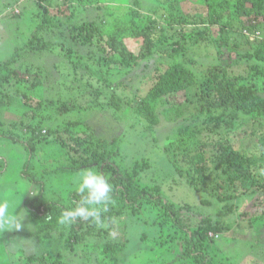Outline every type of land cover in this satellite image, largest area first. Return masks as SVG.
<instances>
[{
    "label": "trees",
    "instance_id": "16d2710c",
    "mask_svg": "<svg viewBox=\"0 0 264 264\" xmlns=\"http://www.w3.org/2000/svg\"><path fill=\"white\" fill-rule=\"evenodd\" d=\"M32 1L39 10L40 23L31 30L32 24L23 26V21L15 15L12 25L17 30L24 28L26 32L22 34L26 37L20 42L16 39L10 41L6 46L8 50L0 53V111L9 110L16 103L22 110L15 125L19 129L17 134L6 137L0 134V139L22 145L31 156L22 175L40 184L36 194L26 201L37 237L45 242L56 241L60 247H64L65 242L67 245L72 243L71 239L82 243L98 238L101 242V264H121V254L131 244L132 236L141 243L148 241L151 247L152 242L155 247H164L180 241L178 264H220L207 254L205 243L210 239V233L214 234L211 240H215L228 230V223L203 219L191 224L183 210L196 205L178 201V189L166 191L163 186L171 175L172 182L185 183L183 176L186 173L192 176L191 181L185 183L186 189L200 194L198 187L205 184L206 172L213 165L217 177L213 196L220 205L217 212L220 217H228L240 207L245 208L244 202L250 198L256 197L259 201L258 197L264 196V93L258 92L256 82L257 76L264 77V41H256L257 45L251 47L252 41L243 34L245 30L252 34L257 25L263 24L264 0H199L203 6L195 13L183 10L182 3L186 0H156L147 10H142L144 0H132V6L123 13L118 7L111 9L105 6V0ZM63 2L73 11L71 15L60 14ZM89 11L95 15L93 19L85 16ZM79 15L85 18H79ZM213 29L219 36L238 33L245 39V45H250L241 49L242 43L235 42L230 49L241 54V59L250 57L260 62L255 74L251 75L252 80L243 81L245 78L233 75L231 67L221 64L208 68L199 77L185 64L184 59L193 45L208 40L218 45ZM128 40L136 41L138 52L129 48ZM68 45L72 46L66 50L65 62L73 65L76 76L82 74L89 78L86 83L76 79L78 91L87 92L96 100L101 95L107 96L103 93V87L107 85L98 88L92 85L91 80L99 78L101 82L103 79L117 82L142 63L159 60L148 76L150 86L145 94L136 90L129 102L114 94L116 100L110 101L114 114L131 108L134 123L142 124L144 130L151 134L150 130L163 122L165 104H174L168 98L182 92L186 95L185 102L192 104L195 112L190 120L184 115L185 121L176 126L172 135L160 136L158 145L154 146L160 151L159 161L154 164L146 156L128 163L126 155H123L126 142L130 141L127 129L112 138H99L91 133V126L75 122L63 129L64 133H70V141L59 126L49 129L40 125V121L34 124L38 116L46 120L43 110L48 106L55 105V110L61 114L74 106V103L62 101L61 96L57 98L55 92L48 91L49 77L45 81L40 77L48 69L46 58L54 48L66 49ZM79 50L85 51L84 55L82 59L79 55L81 60L74 62L70 58L71 53ZM7 52L10 56L4 58ZM164 56L168 57L165 64L161 62ZM113 68L120 71L116 75H106ZM90 108L97 107L93 105ZM99 109L112 110L102 104ZM181 114L177 111L175 117ZM167 116L171 117L170 114ZM245 119L251 124L246 125ZM241 124L246 125L250 135L235 137L233 132ZM50 137L52 139L48 140ZM164 141L165 146L160 147ZM52 144L63 154L56 161V166L51 158L44 173L93 170L112 185V203L103 213V227L90 220H77L70 226L57 222L62 211L75 207L80 197L74 190L68 202L60 197H45L46 184L31 175L30 164L35 162L37 152H43L45 146ZM128 146L136 147V143L131 142ZM164 158L168 161L171 175L163 168ZM45 162L41 164L45 166ZM6 166V161L0 158V176ZM148 172L150 176H146ZM197 200V203L203 202L202 199ZM30 255L41 261H45L47 255L49 258L53 256ZM56 257L61 258L62 255L57 254ZM58 260L51 258L47 264H59Z\"/></svg>",
    "mask_w": 264,
    "mask_h": 264
},
{
    "label": "rangeland",
    "instance_id": "374dc122",
    "mask_svg": "<svg viewBox=\"0 0 264 264\" xmlns=\"http://www.w3.org/2000/svg\"><path fill=\"white\" fill-rule=\"evenodd\" d=\"M131 1L132 0H105L104 4L111 9H116V7H118L119 12L123 13L126 8L132 6ZM153 2H156V0L142 1V10L149 9V7L153 6ZM63 5L60 14L71 15L73 11L69 8L67 3L63 2ZM202 6L199 0H186L182 3V8L186 13L198 12ZM11 8L16 9L13 11ZM53 10L54 13H58L57 9ZM15 15H17L18 18L20 17L23 21V26L32 24L31 30L34 29L41 20L39 10L32 0H0V53L6 51V49L8 50L6 46L10 41L16 39L20 42L26 37V35L22 34V32H26L23 30L24 28L17 30L12 25L11 20L14 19ZM85 16L89 19L95 17L90 11ZM85 16L79 15V18H85ZM213 31H215L214 36L218 37L219 46L215 45L211 40L193 45L190 47L184 59L185 64L194 70L199 77H202L208 68L221 64L223 67H231L233 75L245 78V80L242 79L243 81L252 80L251 75L255 74L256 68H258L257 66H260V62L250 57L241 59V54L230 49L235 42L242 43L243 46L241 49L250 45H245V39L238 33L230 32L223 36H219L216 29H213ZM243 34L252 41L253 44L251 47H255V45H257L256 41L257 43L264 41V22L262 25L256 26L254 33L251 34L245 30ZM127 43L132 51L138 52L139 45L135 40H128ZM71 46L68 45L65 47L66 49L60 47L54 48L53 52L50 53V57L46 58L48 69L41 74L40 77L43 81L49 77L50 82L46 84L48 91L55 92L54 94H56L57 98L61 96L60 98L62 101L74 103V106L71 107L69 112L62 114L55 110V105L48 106L43 110L44 115L42 114L46 117V120L43 121L41 120V116H38V118L34 120V124L37 125L40 121V125H46L48 128L59 126L61 130H63L71 123L82 122L83 126L85 123L87 126H91V133L99 138H112L115 135H119V133L121 135L127 129L130 141L126 142L123 148V155L127 157L126 161L130 163L134 159H141L147 156L155 164L159 161V157H161L158 147L154 148L155 145H158L160 136L162 135V138H164V136L169 137L172 135L176 126L185 121L184 115L187 120H190L192 114L195 112L193 109L194 106L185 102L186 95L183 92L175 96H170L168 99L171 102L173 101L174 104L171 106L165 104L167 106L163 108V122L159 127L150 130L152 131L150 134L144 130L142 124L134 123L133 118H131V108H124L122 111L114 114V107L111 106L110 101L114 98V94H116L117 97H122L126 102L132 101L133 95L136 94V90H140V92L145 94L150 86V78H148V76L152 74L159 60H149L142 63L137 69L130 71L127 75L124 74L117 82H111L109 79H103L101 82L99 78L91 80L90 82L92 85L98 88L107 85L103 87V93L107 96L103 97V95H101V97L97 98L98 101L90 96L89 93L78 91L77 85L79 86V83L76 79H81V83H86L89 78L82 74L76 76L74 74L73 65L67 61L65 62L63 57H67L66 50ZM84 52L83 50L72 52L70 57L71 60L74 59V62L80 61ZM167 52L170 53V49H167ZM168 53L166 54L168 55ZM79 55H81V59H78ZM9 56L10 53L7 52L4 58H8ZM161 62L164 64L168 62V57L164 56L161 58ZM119 71L113 68L111 69V73H106V75H116ZM256 82L259 87L258 92L264 93V77L257 76ZM91 90L92 89L89 91ZM193 92L194 89L192 90V93ZM85 94L89 95L92 99L89 96L84 97ZM113 100H116V98ZM101 104L108 106L112 110L108 109L104 111L99 109ZM93 105L97 108H90L93 107ZM11 106L9 110L0 111V134H3L5 137L6 135L17 134L19 129L15 128V125L22 115V110H20L17 103L15 106L13 104ZM167 107H170L169 110H167ZM177 111L182 114L175 117V112ZM167 114H170L171 117L167 116ZM164 117L168 118L170 121ZM202 117L203 116H201V118ZM245 121L246 125L251 124V121L247 119H245ZM29 122L30 120L27 123ZM246 125L241 124L239 129L234 130L233 133L235 137L240 138L245 134L250 135V133H247L248 130L246 129ZM133 126L134 128L129 130ZM73 129L74 127L71 132H73ZM47 130H45V132ZM62 133H64V130ZM64 135L70 140V133L65 132ZM230 135L232 138V133ZM52 137L48 140L52 139ZM226 138H228L227 133ZM251 138L256 139L257 136H251ZM23 139L24 141L26 140V138ZM243 141L245 143L247 142L244 138ZM131 142L136 143V147L128 146ZM163 143L164 144L160 147L165 146V141ZM61 154H63V152L58 150L55 144L45 146L43 152H37L34 160L35 162H31L30 173L32 176L36 177V180H43L42 182L46 184L45 197H60L65 202H68L69 195L74 190L73 178L82 171L75 173L61 172L59 174H46L43 172L45 167L51 163V158L55 160L53 165L56 166V161ZM30 157L31 156L22 145L4 138L0 139V158H3L7 163L5 171L0 176V198L7 196L8 192L12 191L13 197L17 198L16 208L25 209L28 212V216L25 220V228L23 230L19 232H0V264H47V262L49 263L51 261V258L53 260L56 258L59 259V264H101V242L98 238H91L82 243H78L75 239H71L72 243L67 245L65 242V246L60 247L56 241L49 240L45 242L37 237L31 220V213L26 207V201L30 200L35 195V192L39 190L40 184H35L31 181L30 177H23L22 175L23 168ZM44 161H46L45 166L41 164ZM167 162V159L164 158L163 168L171 175L168 170L169 167ZM36 171L39 173L37 174ZM215 172L214 166L210 165L209 170L206 172L205 184H201L198 187L200 194H196L190 188V192L186 189L187 186L185 183H187L188 180L191 181L192 178V176L186 173L183 176L185 183L172 182L173 176L171 175L163 188L166 191L177 188L178 193L176 196L178 201L196 205L193 208L183 210V213L188 216L185 215V217L190 219L191 224L195 225V223L203 219L207 222L209 220L212 222L221 220L224 221V223H228V230H224V232L220 233L215 240H211L214 234H209L210 239L205 243V246H208L206 252L209 256L214 257L220 264H264V196L258 197L260 199L259 201L256 197L254 199L249 197L250 199L244 202L243 206L245 208L240 207L239 210H236L234 214L228 217H220L217 214L220 205L215 201L213 196L215 193L214 187L217 182ZM147 175H149V172L146 176ZM248 187H250V185H248ZM27 191L29 192L24 195ZM197 199H202L203 202L197 203ZM257 215L258 217L255 218ZM28 224H31L29 229H27ZM147 243L148 241H143V243H141L135 236H132L131 244L121 254L120 263L178 264L177 252L179 249L178 243H180V241L174 244H167L164 247H155L154 242H152L153 246L151 247L150 244L148 245ZM180 248L182 247L180 246ZM30 254H51L53 256L49 258L47 255L45 261H41ZM57 254L62 255V257H56Z\"/></svg>",
    "mask_w": 264,
    "mask_h": 264
},
{
    "label": "clouds",
    "instance_id": "9594fccd",
    "mask_svg": "<svg viewBox=\"0 0 264 264\" xmlns=\"http://www.w3.org/2000/svg\"><path fill=\"white\" fill-rule=\"evenodd\" d=\"M73 185L75 194L80 199L76 202L75 207L63 210L57 218V222L60 225L70 226L77 220H90L98 227H103V213L108 211L109 205L112 203V185L102 174L93 170L80 172L73 178ZM28 192H25L24 195ZM16 199L13 197L12 191H9L7 196L0 198V232H19L25 228L28 212L25 209L16 208ZM30 225H27V229Z\"/></svg>",
    "mask_w": 264,
    "mask_h": 264
}]
</instances>
